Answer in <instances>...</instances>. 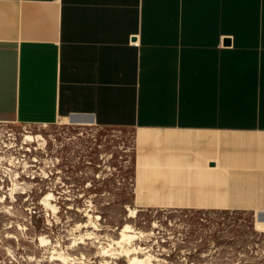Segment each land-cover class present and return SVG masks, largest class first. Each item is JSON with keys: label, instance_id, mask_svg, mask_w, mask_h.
I'll use <instances>...</instances> for the list:
<instances>
[{"label": "crops", "instance_id": "0c3cea01", "mask_svg": "<svg viewBox=\"0 0 264 264\" xmlns=\"http://www.w3.org/2000/svg\"><path fill=\"white\" fill-rule=\"evenodd\" d=\"M70 116L133 133L132 192L264 213V0H0V124Z\"/></svg>", "mask_w": 264, "mask_h": 264}, {"label": "rangeland", "instance_id": "374dc122", "mask_svg": "<svg viewBox=\"0 0 264 264\" xmlns=\"http://www.w3.org/2000/svg\"><path fill=\"white\" fill-rule=\"evenodd\" d=\"M132 144L124 128L68 119L0 124V264H62L49 260L55 244L68 264H127L114 244L126 225L148 264H264L256 213L142 204L158 192H132Z\"/></svg>", "mask_w": 264, "mask_h": 264}, {"label": "bare ground", "instance_id": "6f19581e", "mask_svg": "<svg viewBox=\"0 0 264 264\" xmlns=\"http://www.w3.org/2000/svg\"><path fill=\"white\" fill-rule=\"evenodd\" d=\"M39 137L40 136H37L36 139H41V137L40 138ZM24 140H25V142H34L35 137L26 134L24 136ZM138 190H139V188H138ZM22 193H23V191H22ZM49 196L46 195V198L42 199L43 203H44L45 207L52 209V210H55L54 207L47 202ZM139 198H141V197H139ZM186 198H187V195H186V197H184L182 192H166V193L158 192L157 194L155 193L154 195H152L149 198L148 203L149 204H155V205L182 204V203H184V200H186ZM139 201L142 202L143 200H139ZM139 201H138V203H141ZM129 228L130 227L127 225L122 228V230L120 232V237L116 241H114V244L117 246V248H119V250L123 254V256L126 257L127 264H148L147 258L146 259L145 258H139L138 256L135 255V252H136L135 249H129L127 247L129 242L135 236V235H132L130 233ZM255 228H256V230L263 232L264 231V222L256 221ZM88 238H90V237L88 236ZM38 240H39L41 247H46L49 244L48 240L45 239L43 236H40L38 238ZM80 242H81V240H80ZM107 247L111 248V245H108ZM108 251H109L108 249H105V248L102 249L101 255L106 257ZM49 260L50 261H57V262H60L62 264H68L67 261L69 260V257L64 252H62L60 250V247L58 244H55L52 247V251H51V255L49 256ZM105 263L107 264V262H105ZM81 264H85V263L81 262Z\"/></svg>", "mask_w": 264, "mask_h": 264}, {"label": "water", "instance_id": "95a60500", "mask_svg": "<svg viewBox=\"0 0 264 264\" xmlns=\"http://www.w3.org/2000/svg\"><path fill=\"white\" fill-rule=\"evenodd\" d=\"M68 122L71 124H76V125L86 124V122L84 121V118L79 117V116H70L68 118ZM256 221L264 222V213H256Z\"/></svg>", "mask_w": 264, "mask_h": 264}]
</instances>
